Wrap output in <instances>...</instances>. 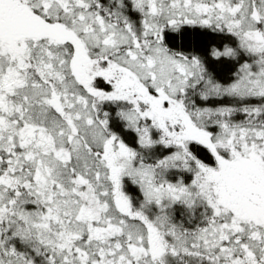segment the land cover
Here are the masks:
<instances>
[{"label":"snow or ice","instance_id":"obj_1","mask_svg":"<svg viewBox=\"0 0 264 264\" xmlns=\"http://www.w3.org/2000/svg\"><path fill=\"white\" fill-rule=\"evenodd\" d=\"M0 264H264V0H0Z\"/></svg>","mask_w":264,"mask_h":264}]
</instances>
